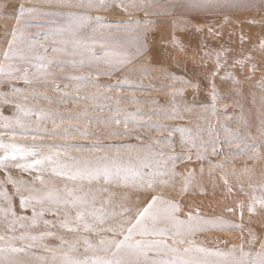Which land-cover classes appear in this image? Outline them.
I'll return each instance as SVG.
<instances>
[{"label":"snow or ice","instance_id":"obj_1","mask_svg":"<svg viewBox=\"0 0 264 264\" xmlns=\"http://www.w3.org/2000/svg\"><path fill=\"white\" fill-rule=\"evenodd\" d=\"M27 4L33 6L28 7ZM260 4L264 5V0H260ZM113 6L129 17L143 12L144 19L105 20L100 15L90 14L108 12ZM4 7L0 4V9ZM176 7L188 9L189 15L198 16L255 8L257 5L253 0H190L181 4H177L176 0L168 4H163L162 0H25L9 12H0V15L15 20L11 33H6L7 47L0 54V85L8 83L11 86L8 92L0 91V106L14 105L15 108L11 117L0 110V129L4 130L0 132V264H264V238L253 229H245L243 223H233L222 217L206 216L200 211V204L182 203L191 194L196 170H186L187 175L182 177L177 188L179 173L176 167L178 162L191 161V154L179 156L173 148L166 155L151 144L144 145L140 134L129 130V124L161 132L179 131L190 147L201 149L195 159L207 160L208 176L213 187L216 184L215 170L219 169V180L227 194L234 191L236 184L240 185L239 191L244 192L242 177L250 176L252 169L247 166L239 170L233 168L236 184L230 182L224 164L208 159L209 155L217 154L216 143L197 145L191 142L187 129H167L157 124L139 125L137 113L116 118L113 123L119 125L123 121L125 130L110 132L103 138L99 133L79 128L75 129V133L67 129L49 132L40 124L48 119L58 128L54 117L44 110L36 111L25 104L14 103L12 99L28 98L24 95L26 89L16 87L15 82L55 84L57 70L63 73L66 68H71L80 72L71 79L81 81H87L92 76L97 79L101 76L112 78L116 73L133 71L132 65L151 55L150 34L154 35L157 23L151 17L172 16ZM229 19L225 14L224 23ZM38 20L45 23H33ZM247 23L264 25V17L260 21L247 20ZM189 26L196 33L204 32L205 25L192 21H185L180 30ZM173 27H177L175 21ZM207 27L210 35L219 34L213 26ZM32 29L37 31L33 33ZM86 29H90V33ZM121 33L126 35H117ZM239 39L243 44L244 35L241 34ZM169 42L173 48L185 51L175 31ZM258 47L264 52V38ZM97 48L101 54L97 53ZM200 48L203 56L215 64L205 74L214 113L216 102L221 99L217 91V77L239 85L241 81L232 69H250L253 74L264 71V66L254 62L249 53L233 58L229 64V49L204 50L207 49L205 41L201 42ZM169 78L174 82L179 80L196 91L201 88V81L176 76ZM129 84L125 76L122 84L118 83L116 87ZM260 86L264 87V79L260 81ZM54 90L61 91L59 88ZM182 93L183 89H180L179 94ZM43 99L49 100V97L44 96ZM132 102L137 103L135 98ZM33 115H38L40 119H27ZM244 126L251 127L246 122ZM14 128L24 130L19 133L20 139L34 143H17L18 134L8 131ZM225 131L229 136L226 140L229 147L249 149L253 153L249 159L264 160L257 146L244 142V137L250 136V133L232 132L228 128ZM259 131L264 136V125ZM4 135H8L9 140L5 141ZM92 136L96 139L90 144L35 143L56 138L88 140ZM131 136H135L139 143L101 142V139L118 140ZM153 143L159 144L160 141ZM73 152L81 155L74 156ZM228 155L248 153L242 151ZM13 170L27 174L30 179L14 177ZM199 170L203 177V164L199 165ZM248 187V212L264 217V182L259 185L249 183ZM196 194L206 196L207 192L200 187ZM239 207L243 220L245 206L240 204ZM227 210L234 212L231 208ZM49 216L52 219H48ZM33 229L41 230L33 232ZM210 231H239L242 239L239 244L225 249L219 246L210 248L196 239L197 235ZM245 232L247 238H244ZM48 239H56L59 244L49 245L46 242ZM215 243L219 245L220 241ZM223 243L228 245L227 241ZM37 249L41 252L35 251Z\"/></svg>","mask_w":264,"mask_h":264},{"label":"rangeland","instance_id":"obj_2","mask_svg":"<svg viewBox=\"0 0 264 264\" xmlns=\"http://www.w3.org/2000/svg\"><path fill=\"white\" fill-rule=\"evenodd\" d=\"M23 2H25V0H0V4L5 5L3 9H0V12H9L15 5ZM170 2L171 0H162L163 4H168ZM176 2L177 4H181L190 2V0H176ZM253 2L257 5V7L249 9L227 10L226 12L222 11L210 15H189L188 9L176 7L172 10L174 12V15L172 16L151 17V19L157 21L156 25L154 26V35L150 34L151 55L146 58H141V60L135 65H132L131 67L133 68V71L116 73L112 78L101 76L99 79H97L95 76H92L87 81H81L71 79L72 76L80 75V72H74L71 68H66L63 73L57 70L55 84L34 82L33 85H26L23 83V81L15 82L16 87L26 89L24 95H26L28 98L26 100L22 98L12 99H14V103L25 104L27 107L33 108L36 111L44 110L54 117L55 124L59 125L58 128L54 127L52 120L48 119H45L40 124L41 128H46L49 132H62L67 129L69 132L75 133V129L79 128L89 133H99L102 138L107 136L110 132H122L125 130L123 121H121L119 125L113 123L116 118L123 117L127 113H137L136 119L139 125L146 126L157 124L162 125L167 129H187L190 133L191 142L193 143H198L199 145L216 143L218 145L217 154L212 156L213 158L211 161L215 159L216 163L218 160L220 161L219 163H223L228 174H232V171L230 169V163L228 164L224 162V157H226L229 153L242 151L247 152L248 155H228L231 158H237L239 156L241 157L240 162L234 161V168L236 166L235 164H237L240 166H247L248 168L256 171L260 168L261 164H263L264 160L249 159V155H253L249 149H238L235 146L229 147L226 143V140L229 138V136L225 131V128L230 129L232 132L243 131L244 133H250V136L244 137V142L257 146L260 153L264 155L262 151L264 148V141L258 142L253 136L251 131L252 121L249 116V113L252 111L259 110L261 115L264 117V87L260 86V81L264 79V71H257L253 74L250 69L242 70L239 67L232 69L236 78H238L240 81L242 79L245 80L244 83H240L239 85L234 84L230 80H221L219 77H217V91L221 99L216 102V111L214 113L210 103V90L207 88V80L205 79V74L208 72H205L204 74L199 73L195 75L196 77H194V75H185L183 73L180 74L175 71L173 72L171 69L172 65L170 63L171 53L172 50H179L173 48L169 42L171 34L173 31H175L176 35L180 37L182 44L185 46V51L183 52L188 55L184 61H186V63L198 64L201 69L202 66L207 70L215 67V64L211 60L203 56V50L200 48L202 41H205L207 44V49L204 50H220L221 48L229 49L230 51L227 52V56L228 62L230 64L232 63L233 58L241 57L243 54L249 53L253 56L254 62L264 66V52H261L258 47L262 38H264V25L247 23V20L254 19L256 21H260L261 18L264 17V5L260 4V0H253ZM26 6L31 7L33 5L27 4ZM154 10L155 9H148V11ZM60 11L69 10L60 9ZM71 11L83 10L72 9ZM110 13L112 15H110ZM90 14L92 16H96L98 14L105 20L127 21L129 19L135 18L144 19L143 12L137 13L134 17H129L120 8L115 6H113L108 12H92ZM118 14H124L125 18L121 16L117 17ZM225 14L230 17L227 23H224L223 20ZM242 16L244 17L240 20ZM193 19L196 22H194ZM174 21L177 24L175 29L173 27ZM185 21H192L193 23L205 25L204 32L196 33L195 29L190 26L183 31L180 30V26H183ZM33 23H45V21L38 20L33 21ZM14 24L15 20L13 18L0 15V54H2L7 47L6 42L8 36L6 33H11ZM207 25L213 26L219 34L216 36L210 35L208 33ZM31 31L35 33L37 29H32ZM86 32L90 33V29H86ZM241 34H243L245 37L243 44H241L239 39ZM117 35L124 36L126 34L121 33ZM184 38L186 43L185 41L183 42ZM162 47L164 48L162 49ZM167 47L170 49L169 51ZM164 49L167 51H164ZM186 49L188 50V53ZM192 49L194 51H192ZM159 51L167 55L163 56L164 54H161ZM153 52H155V54ZM194 52L197 56L194 55ZM97 53L101 54L99 48H97ZM156 53L158 55H156ZM261 55L263 56L261 57L262 59L259 58ZM158 56L159 58H157ZM168 56H170V60L167 59ZM163 57H166V59H163ZM161 58L162 61L160 62ZM154 59H156L157 62ZM100 67L104 68L105 66L100 65ZM33 71H35V69H33ZM222 73L223 71L221 72V75ZM125 76L130 81V84L117 88L116 85L118 83L122 84ZM170 76H176L186 80H194V82L201 81L203 79L202 81L205 84L203 85L201 81V88L199 91H196L191 87H186L179 80L174 82L169 78ZM188 77L190 79H188ZM93 85H100L101 87L98 88ZM10 87L11 86L8 83H5L0 85V91L8 92ZM56 88L61 89V91H55L54 89ZM180 89H183L182 94H179ZM200 92H203L205 95L208 94L206 97L210 98L208 100L210 101L209 103L208 101L200 103V101L197 100L200 98ZM187 93L190 94L188 95ZM203 93H201V95ZM44 96L49 97V100L43 99ZM84 97H88L89 99H83ZM132 98H135L137 103H133ZM249 98L251 99L247 100ZM117 108L120 109L119 112L116 111ZM0 110L3 111L5 116L11 117L15 114L14 105L0 106ZM170 116H176L178 118L168 119L167 117ZM60 117H63L64 119L61 120L59 119ZM27 119L36 121L40 118L38 115H33ZM244 122H246L251 127L246 128L244 126ZM258 125L260 129L261 126L264 125V121H261ZM32 128H35V124H33ZM31 130L32 129H29V131ZM129 130L139 133L144 145L151 144L154 149L163 151L166 155L170 153L173 148L175 153L179 156H184L187 152H195V154L190 153L193 157L191 161L178 162L176 171L178 168L186 166V170L194 168L200 172V164L204 165V174L208 171L207 160L198 161L195 159L197 151H200L201 149L190 147L189 143L184 142L186 137L179 131L161 132L153 128L136 127L132 124H129ZM3 131V129H0V132ZM8 131H15L18 134L16 141L17 143H34L32 140L20 139L19 133L23 132V129L14 128ZM3 138L5 141H7L10 137L8 135H4ZM95 139V136H92L88 140H62L60 138H56L35 141V143L90 144ZM154 141H160V143L155 144L153 143ZM101 142L105 144L139 143L135 136L118 140L101 139ZM209 151H211V149H209ZM72 155L79 156L81 153L73 152ZM217 171L219 172V169ZM217 171L215 170V175L218 174ZM14 173L16 174L14 177L19 178L23 176L25 179H30L27 174H22L18 170H13V174ZM197 173L198 172H196V174ZM181 176L182 174L179 173V175L176 177V186L181 184ZM200 177L201 175L199 174L197 178ZM234 182L236 183L235 180ZM9 191H11V186H9ZM249 191L250 189L248 192ZM238 192L240 191L238 190ZM232 194L233 193H231V196ZM47 218L52 219L50 216ZM40 230L41 229H33V232H38ZM53 231H59V229H53ZM212 232L216 231L205 232L202 234L207 235ZM66 238H70V236ZM46 242L49 245L59 244V241L56 239H48ZM35 251L38 253L41 252L39 249ZM41 254L47 255L46 253Z\"/></svg>","mask_w":264,"mask_h":264},{"label":"bare ground","instance_id":"obj_3","mask_svg":"<svg viewBox=\"0 0 264 264\" xmlns=\"http://www.w3.org/2000/svg\"><path fill=\"white\" fill-rule=\"evenodd\" d=\"M115 11V10H114ZM116 12V11H115ZM94 15V14H93ZM98 15V14H97ZM110 15H112L110 13ZM118 16H121V17H124L125 15L124 14H118ZM116 17V18H117ZM244 16H242L240 18V20L243 18ZM125 18V17H124ZM123 18V19H124ZM257 18V17H256ZM161 19V18H160ZM239 19V18H238ZM194 20V19H193ZM200 21V20H199ZM194 22H196L194 20ZM183 36V35H182ZM186 37V36H185ZM201 38V37H200ZM185 41V38L183 40V42ZM200 41V39H199ZM186 43V41H185ZM186 45V44H185ZM196 45V44H195ZM197 46V45H196ZM193 47V46H192ZM198 47V46H197ZM153 48V47H152ZM160 48V47H159ZM158 48V49H159ZM164 47H162L163 49ZM191 48V47H190ZM195 48V47H194ZM168 49V47H167ZM166 49H164L165 51ZM170 49H168L169 51ZM187 50V49H186ZM163 51V50H161ZM159 51V52H161ZM167 51V50H166ZM192 51H194L192 49ZM155 54V52H153ZM169 53V52H168ZM187 53H188V50H187ZM161 54H164L163 56H166L165 53H162ZM190 54V53H189ZM192 54V53H191ZM156 55H158L156 53ZM170 55V53H169ZM194 55H196V53L194 52ZM153 56V55H152ZM155 56V55H154ZM161 56V55H160ZM188 55L182 51H173L172 50V53H171V57L168 56L167 59H171V62L169 60L172 67L171 69L173 70V72H177V73H183L185 75H194V77H196L195 75L201 73V74H204L205 72L209 73L210 71V66H209V70H207L206 68H203L202 66V69L198 66V64H192V63H186L185 58L187 57ZM259 57V56H258ZM263 57L262 55L259 57L261 58ZM156 58V57H155ZM159 58V56L157 57ZM156 58V59H157ZM166 59V57H163V59ZM204 58V57H203ZM154 59V60H156ZM194 59V58H192ZM262 59V58H261ZM159 60V59H158ZM162 61V58L160 60V62ZM164 61V60H163ZM154 62V61H153ZM152 62V63H153ZM157 62V60H156ZM168 62V63H169ZM166 63V62H165ZM196 63V62H195ZM200 63V62H199ZM230 64V63H229ZM162 65V64H161ZM160 65V66H161ZM201 65V64H199ZM210 65V64H209ZM264 65V64H263ZM168 66V65H166ZM205 66V65H204ZM212 67V66H211ZM261 72V71H260ZM263 72V71H262ZM247 73V72H246ZM182 74V75H183ZM262 74V73H261ZM223 75V73H222ZM204 76V75H203ZM186 77V76H185ZM193 77V76H192ZM258 78V77H257ZM188 79H190L188 77ZM203 80V79H202ZM201 80V81H202ZM253 80V79H252ZM194 81V80H193ZM244 79L241 80V83H244ZM257 81V80H256ZM203 83V81H202ZM255 83V82H254ZM205 83H203L204 85ZM206 87V85H205ZM208 88V87H207ZM204 92V90H203ZM203 92H200V98L196 99L200 101V103H203V102H207L210 98H207L206 96L208 95H205ZM201 93H203L201 95ZM188 95L190 93H187ZM191 96V95H190ZM198 96V95H197ZM195 97V96H194ZM193 98V97H192ZM186 99V98H185ZM194 99V98H193ZM192 99V100H193ZM251 98L247 99V100H250ZM196 101V100H195ZM202 101V102H201ZM211 101V100H210ZM208 101V103L210 102ZM192 102V101H191ZM194 102V101H193ZM166 103V102H165ZM199 103V104H200ZM211 103V102H210ZM197 104V103H195ZM205 105V104H204ZM249 116H250V119L252 121V134L253 136L255 137V139L259 142H263L264 141V137L261 136L260 132H259V123L261 121H264V117L261 115V112L258 110H255V111H252L251 113H249ZM246 118V117H245ZM200 132V131H199ZM241 133H244L243 131H240ZM197 145H199L198 143H195ZM263 147V146H262ZM263 153H264V148H263ZM261 151V152H262ZM190 153H193L195 154V152H190ZM189 154V152L186 153V155ZM263 155V154H262ZM213 157L211 155H209L208 159L211 160ZM222 158V157H221ZM240 159L241 157H237V158H231L229 157L228 155L226 157H224V162L225 163H230V169L232 171V168H234V161L235 162H240ZM212 162H215V159L212 161ZM220 161L218 160L217 163H219ZM216 163V162H215ZM235 169L239 170V169H242L244 168L245 166H240V165H237L235 164ZM249 165V164H248ZM188 166V165H187ZM186 167V166H185ZM184 166L183 167H180L178 168L177 172L182 174L181 178L183 176L186 175V168ZM196 168H198L197 166H195ZM218 170V169H217ZM216 170V171H217ZM196 172H198L196 174V180L193 182V188L191 190V194H189L188 196H186L184 198V200L182 201V203L184 202H187V203H190L192 204L193 206H195L196 204H200V211L206 215V216H218V217H222L224 218L225 220H228L230 222H233V223H243L245 229H248V228H251L254 230V232L260 236L261 238H264V217L260 216L259 214H250L248 212V208H247V205L249 204V197L248 195H246V193H248V190H249V183L251 184H254V185H259L260 183L264 182V162L263 164H261L260 168L256 171L252 170V174L250 176H244L243 179H242V183H243V187H244V192H238L239 190V185H237L235 182H234V177L232 174H229V179H230V182H232L233 184H236V188L234 189V191L232 192V196L231 194H227L225 192V187L224 185L222 184V182L219 180V175H220V170L218 172L217 175H215V180H216V184H215V187H213V184L211 183L210 181V178L208 176V171L204 174L203 177H200V178H197L200 174V172L198 170H196ZM12 174H13V171H12ZM16 174L14 173L13 176H15ZM48 179H55V178H51V177H46ZM221 184V185H219ZM181 184L177 185L176 187L179 188ZM200 187H203V189L207 192V195H199V194H196L198 192V189ZM215 199V200H214ZM214 200V201H213ZM240 204H243L245 207L243 209V220H241L240 218V207L239 205ZM234 209V212H229L227 209ZM244 238H247V232L244 233ZM196 239L198 241H203L205 242V245L207 247H210V248H214V247H217L219 246L220 248L222 249H225L226 247H229L231 246L232 244H239L241 242V234L239 231H231L230 233H224V232H221V231H216V232H212L210 234H207V235H203L202 233L197 235ZM215 241H220L219 245H217L215 243ZM223 241H227L228 242V245H225L223 243Z\"/></svg>","mask_w":264,"mask_h":264}]
</instances>
